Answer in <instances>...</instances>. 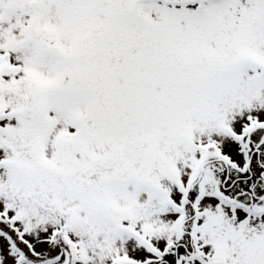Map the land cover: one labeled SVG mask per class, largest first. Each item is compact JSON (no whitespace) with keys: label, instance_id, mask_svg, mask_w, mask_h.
<instances>
[{"label":"snow or ice","instance_id":"snow-or-ice-1","mask_svg":"<svg viewBox=\"0 0 264 264\" xmlns=\"http://www.w3.org/2000/svg\"><path fill=\"white\" fill-rule=\"evenodd\" d=\"M0 264H264V0H0Z\"/></svg>","mask_w":264,"mask_h":264}]
</instances>
